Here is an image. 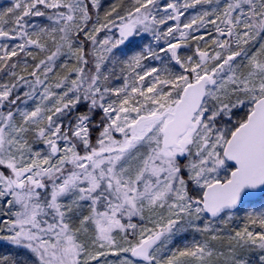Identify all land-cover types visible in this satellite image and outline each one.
<instances>
[{
    "label": "snow or ice",
    "instance_id": "6c2138e0",
    "mask_svg": "<svg viewBox=\"0 0 264 264\" xmlns=\"http://www.w3.org/2000/svg\"><path fill=\"white\" fill-rule=\"evenodd\" d=\"M0 247L264 264V0H9Z\"/></svg>",
    "mask_w": 264,
    "mask_h": 264
},
{
    "label": "trees",
    "instance_id": "16d2710c",
    "mask_svg": "<svg viewBox=\"0 0 264 264\" xmlns=\"http://www.w3.org/2000/svg\"><path fill=\"white\" fill-rule=\"evenodd\" d=\"M6 2V0H0V3H4ZM112 2V0H106V6L107 4H110ZM5 249L3 247H0V251H4Z\"/></svg>",
    "mask_w": 264,
    "mask_h": 264
},
{
    "label": "rangeland",
    "instance_id": "374dc122",
    "mask_svg": "<svg viewBox=\"0 0 264 264\" xmlns=\"http://www.w3.org/2000/svg\"><path fill=\"white\" fill-rule=\"evenodd\" d=\"M7 6H9V0H6V2H4V3H0V9H3Z\"/></svg>",
    "mask_w": 264,
    "mask_h": 264
}]
</instances>
